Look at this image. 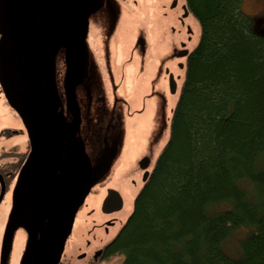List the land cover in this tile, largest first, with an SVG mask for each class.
I'll return each instance as SVG.
<instances>
[{
  "label": "trees",
  "instance_id": "16d2710c",
  "mask_svg": "<svg viewBox=\"0 0 264 264\" xmlns=\"http://www.w3.org/2000/svg\"><path fill=\"white\" fill-rule=\"evenodd\" d=\"M243 1L185 0L199 42L111 261L264 264V35Z\"/></svg>",
  "mask_w": 264,
  "mask_h": 264
},
{
  "label": "rangeland",
  "instance_id": "374dc122",
  "mask_svg": "<svg viewBox=\"0 0 264 264\" xmlns=\"http://www.w3.org/2000/svg\"><path fill=\"white\" fill-rule=\"evenodd\" d=\"M101 1L103 7L113 6L116 11L115 16L110 11L105 17L100 14L104 27L106 25L101 32L91 16L96 13L92 0H49L45 18L42 14L41 17L44 18L43 37L47 40L51 36L48 46L53 50L47 55L50 52L51 58L58 62L55 64H60L61 78L64 72L61 66L67 60L72 66L77 63L75 71L80 81L74 102L79 101L80 109L84 110L85 141L95 162L100 164L89 198L77 214L75 235L78 237L83 230L87 233L93 222L99 220L102 201L113 190L122 195L124 201L123 209L115 215L119 222L106 236L110 241L131 215L134 201L144 186L145 172L150 173L155 167L170 140L172 112L184 77L181 68L172 67L171 54L181 40H187L184 34L180 35L177 10L170 12L169 15H173L170 21L165 19L160 0L121 1V8L116 0ZM182 5L185 0H179V7ZM243 9L247 15L255 17L256 30H263L264 0H244ZM41 21L39 19L40 24ZM186 24L192 29L187 50H192L199 42L201 29L192 16L187 18ZM170 27L176 31L171 33ZM139 40L145 42V54ZM168 69L175 74L174 93L164 74ZM14 118L15 114L0 102V128L16 129ZM18 178L16 189L21 192L23 182L20 175ZM39 216L41 218L42 213ZM22 220L34 226V217L26 214L24 208L19 221ZM22 238V233L12 235L8 240L9 251L13 253L16 247L20 263L32 264L38 255L39 238L31 233L24 252ZM111 262L120 263L118 258Z\"/></svg>",
  "mask_w": 264,
  "mask_h": 264
},
{
  "label": "flooded vegetation",
  "instance_id": "af4514ba",
  "mask_svg": "<svg viewBox=\"0 0 264 264\" xmlns=\"http://www.w3.org/2000/svg\"><path fill=\"white\" fill-rule=\"evenodd\" d=\"M21 1H23L21 4L19 2L16 3L19 15L17 23L18 32L21 37H24L23 35L26 32L28 40L26 39L27 41L25 44L21 43V48L15 55V64H10L9 69L13 71V75L15 74V71L20 73L22 69L29 70L30 72H27L26 77L28 76L31 81H34L40 86L41 89H44L40 92L41 98H39L38 104L32 97V101H35L34 107L36 110L35 112H37L38 120L43 123L44 128L43 132L39 135L40 152L44 157L48 156L49 147L46 144V141H51L54 138L61 139V142L63 143L61 151L62 155L61 157H57L54 160L52 174L61 188L62 197L65 201V199L67 200V197L70 195V193H75L77 190L82 188L84 180H86L85 184H88V178H85V175L90 170V165L87 162V159L83 158V155L79 153L78 149L71 141L73 131L76 130V138L82 144V146L85 147V150L92 162L91 151L85 143H82L81 139L82 135L85 133L84 110L82 111V109H80L79 101V109L75 107V109H73L74 112L69 110L66 94H69L70 99L72 98L73 100H75L76 95L74 89H68L67 86V88H64V90H60L61 105L60 109L58 110L59 112L53 119L54 123L51 124L49 122L55 108V106L52 105L53 101L51 90L47 88L45 84L46 79L43 74L46 67L49 66V62L47 64V62L40 60L41 49H39L37 46V48L32 47V44L36 41L42 43L44 52L45 47L48 46V42L51 38L50 35L47 40L43 37V20L45 18L44 15L46 14V11H48L46 2L49 0ZM92 1V9L96 6V13L91 15V9V11H89L88 18L91 15L92 18L96 20L98 29L101 32L103 29L105 30L106 25L104 27L105 22L104 19H100V14L103 13L105 17V13L110 11V14L115 16L116 11L113 6L103 7L101 0ZM116 1L118 3V7L121 8V1L127 2L129 0ZM135 4L139 5V3ZM160 7L164 10L163 17L168 20L171 16L173 17V15H169L170 12L172 14L176 10L178 12L177 24L179 26L180 35L184 34L186 36L187 42L185 40H181L179 42L178 48L176 46L173 48V53L171 54V63L173 68L178 67V70L179 68L183 70L187 65L186 61L191 53V50H187V45L188 41H190L189 34L192 32V29H190L189 25L187 26L186 24L187 18L191 16L190 11L186 7V4L179 7V0H160ZM21 8L24 9V11L22 10V12H24L23 18H21L20 14ZM41 14L44 18L41 17ZM28 15L29 19L27 22ZM39 19L40 21L42 20L41 24L39 23ZM169 30L171 33L176 31L174 28L171 29V27ZM84 34V37L86 38L88 35L87 32L85 31ZM3 39L4 37L0 33V46L3 42ZM143 54H145V51ZM76 66V62H74L72 66L69 60L66 61L64 66H61L64 70L62 78L61 74L59 75L61 86L65 87L66 80L68 82V80L71 79L70 77H73L74 73H76L75 69L77 70ZM164 74L167 76L168 85L172 87L171 83H175L176 81L175 74H173L172 70L170 69L165 71ZM14 82H16L17 85V80ZM19 89H21V85H19ZM23 94L25 95L24 98H28L31 101L30 93L27 92ZM0 102L4 103V106L8 107L15 114L14 124L17 125L16 129L0 128V264H21L16 247L13 249V253L11 252L12 256L9 255L10 251L8 240L15 233H22L23 245H21V250L24 252L25 247L27 246L31 237V233H36L37 237L39 239L41 238V233L45 229V225L47 223L45 210L46 199L42 184L36 179V177L33 176L32 172H30L29 159L32 151V145L29 139V134L27 133L25 125L19 115H17V113H15L9 106L4 92H2L1 85ZM79 112L80 120L82 121L81 124H79L78 121ZM58 128L64 129L68 134L61 133ZM49 159L50 158H41V166L45 167V162H48ZM19 175L21 181L23 182L24 189L21 192L19 188L18 190L16 189ZM27 175L29 176L30 180L27 178ZM80 192H82V190H80ZM88 198L89 197L87 196V199ZM122 200L124 201L123 196ZM103 202L104 201H102V204ZM22 208H24L26 214L31 215V218L34 217L33 227H31L30 224L24 220L19 221L20 216L22 215ZM36 210H39L37 212V220H35ZM40 213H42L41 218L39 216ZM117 213L118 211L106 213L101 210V215L98 218L99 220L93 222L94 224L92 225V228L88 231L86 230L87 233L84 230L80 231L78 237L75 235V222L72 228V233L67 239V243L63 251L64 254L58 264H112L110 258L107 256L106 249L115 237L109 241L106 236L110 234L111 228H113L116 223L119 222V218L115 217ZM67 215L64 217V220H66ZM66 222L67 221H64L61 224V227L65 228ZM32 264H36V260Z\"/></svg>",
  "mask_w": 264,
  "mask_h": 264
},
{
  "label": "water",
  "instance_id": "95a60500",
  "mask_svg": "<svg viewBox=\"0 0 264 264\" xmlns=\"http://www.w3.org/2000/svg\"><path fill=\"white\" fill-rule=\"evenodd\" d=\"M17 2L18 1L16 0H0V33L4 37L0 46V85L2 92H4L5 98L9 103V106L15 113H17V115H19L25 125L27 133L29 134V139L32 145V151L29 159L30 172H32L33 176L36 177V179L42 184V187L44 188L47 223L45 225V229L41 233V238L38 241V255L35 259L36 264H58L64 254L63 251L65 249L67 239L72 233V228L76 222L77 214L80 208L85 204L87 196H89L94 187L93 184L97 179V174L100 172V164L99 162H95L92 154L91 162L85 147L82 146V144L77 140L76 130H74L73 135L71 136V141L74 143L79 153L83 155V158L87 159V162L90 165V170L85 175V178H88V184H85L86 180H84L82 188L77 190L75 193H70V195L67 197V200L65 199L64 201L61 188L52 174L54 160L57 157H61L62 155L61 151L63 143L61 142V139L54 138L51 141H46V144L49 147L48 156L44 157L40 152L39 135L43 132L44 128L43 123L38 120L34 103L35 101L37 104L39 103L38 100L41 98L40 92L44 89H41L39 85H37L34 81H31L28 76L26 77L27 72H30L29 70L22 69L20 73L15 71V74L13 75V71L9 69L10 64H15V55L21 48V43L25 44V42L28 40L26 32L23 35L24 37H21L18 32L17 23L19 15L17 11ZM28 19L29 15L27 16V22ZM260 33L264 35V30H261ZM139 44L141 45V50L144 53L145 42L143 40H139ZM36 46L41 49L40 60L47 62V64L49 62V66L46 67L43 74L46 79L45 84L47 88L51 90L53 101L52 105L55 106L51 120L49 121L51 124H53V119L59 112L58 110L60 109L61 105L60 90H64V88H67L68 86V89H74L76 95V91L78 90L77 82L80 80L77 78V74L74 73L73 77H70L71 79L68 80V82L66 80L65 87L61 86V80L59 78L60 64H55V62H58L51 58L50 52L47 55V52L53 49L50 46H47L43 52L44 48L42 43L37 41L32 44V47L37 48ZM49 60L53 61L51 62ZM185 69L186 67L182 71L185 72ZM16 80L17 85L16 82H14ZM19 85H21V89H19ZM171 85V91L174 93L176 91L175 89L177 85L174 82H172ZM27 92L30 93L31 101L28 98H24L25 95L23 93ZM32 97L35 99V101H32ZM66 98L68 100L69 110L74 112L73 109H75V107L78 108V103L74 102L75 100L72 98L70 99L69 94H66ZM78 116L79 124H81L82 121L80 120V112ZM58 130L61 133L68 134L64 129L58 128ZM85 131L86 129L84 128V132ZM81 139L82 143H85L88 147L85 141L86 132L84 135H82ZM41 158H50L48 162H45V167L41 166L40 164ZM150 177L151 172H145L143 177L144 185ZM27 178L30 180L28 175ZM80 190H82V192H80ZM102 209L106 213L113 211L120 212V210L123 209L122 196L118 195V193L115 191L110 190L102 204ZM38 211H35V220H37ZM66 215L67 218L64 220ZM64 221H67L65 228L61 227V224Z\"/></svg>",
  "mask_w": 264,
  "mask_h": 264
}]
</instances>
